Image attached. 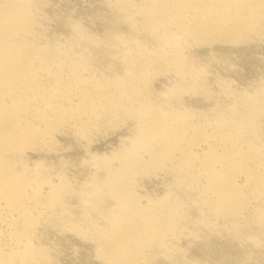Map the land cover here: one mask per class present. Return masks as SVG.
Returning <instances> with one entry per match:
<instances>
[{
  "label": "bare ground",
  "instance_id": "bare-ground-1",
  "mask_svg": "<svg viewBox=\"0 0 264 264\" xmlns=\"http://www.w3.org/2000/svg\"><path fill=\"white\" fill-rule=\"evenodd\" d=\"M39 1L0 0V231L8 227L14 241L11 250H0V264L53 261L47 246L45 250L37 245L35 238L46 218L45 210L63 207L67 186L46 177L39 169L42 162L30 168L25 161L27 152L40 147L56 150L57 136L68 124L80 138H90L93 131L99 132L101 115L119 112L134 117L135 130L122 139L121 150L112 158L92 155L91 166L102 168H97L90 182L93 201L89 207L101 212L102 219L93 230L80 229L85 238L98 242L95 252L102 264H144L155 257L154 251L170 252L172 238L177 240L183 231V204L178 199L146 198L138 192L141 177L151 170L187 175L209 213L226 223L241 229L264 224V90L236 94L231 106L226 103L228 108H216L211 116L181 108L173 98L147 99L136 80H148L152 58L146 47L135 45V37L116 35L112 39L123 47L127 77L110 80L88 75L85 56L67 57L68 51L63 52L66 58L51 60L47 46L38 43L42 36ZM111 5L134 29L142 28L171 45L173 26L199 43H237L264 35V0H151L147 7L133 0H111ZM76 34L84 42L95 40ZM161 61L183 83L181 89L202 90L204 79L184 50L167 53ZM172 93L169 97L175 96ZM253 198L261 205L255 211L251 210Z\"/></svg>",
  "mask_w": 264,
  "mask_h": 264
},
{
  "label": "rangeland",
  "instance_id": "rangeland-1",
  "mask_svg": "<svg viewBox=\"0 0 264 264\" xmlns=\"http://www.w3.org/2000/svg\"><path fill=\"white\" fill-rule=\"evenodd\" d=\"M133 1L140 7H147L151 0ZM39 4L37 9L39 8V11L42 10L39 19L40 33L42 32L40 35L42 36H40L38 43L44 48L47 46L48 50L46 48V51H50L48 57L50 58L51 56L49 55H52L51 60L66 58L65 53L68 51L67 57L72 55L85 56V58H82L89 67V74L86 71V75H99L98 77L101 79L110 80L118 79V76L119 78H125L127 70L125 68V53L122 46L112 43V39L116 35L135 37L137 39L134 41L135 45L146 47L147 49H143L148 54L150 53L149 56L152 58L149 69L150 74L147 80L149 83L147 81L144 82V80H138L139 82L136 80V86L138 85L137 87L142 90L143 97L149 96L147 99L152 98L161 102L160 98L162 97L173 98L174 102L177 100L176 103L181 108L192 111L194 109L195 112L201 113L202 116H211L217 110L216 108L226 109L231 106L241 92L245 91L253 94L260 91V89L264 90V35H253L250 37L251 39L247 37V39L245 38L237 43H199L200 41H191L182 30L173 26V29H170L173 30V34H169V39L172 40L171 45L166 43L167 41H163L161 37L150 36L142 28L134 29L127 17H122L121 13L111 7V0H40ZM134 16L139 18L138 14L137 16L134 14ZM174 28L179 32L177 30L176 32ZM77 31L79 34L83 33V35L86 34L85 36L94 37L96 43L95 40H93L94 42L87 40L88 42L85 41L86 44H83L85 42L78 39ZM182 36L185 37L182 38ZM174 44L177 48L174 47ZM179 50L182 52L184 50L185 56L190 61L192 60L191 62L204 79L202 90H200L201 92L198 91L199 93L197 91H189L188 88L181 89V87H185L182 86L183 83L179 82L175 72L166 69L163 61H161L167 53L168 55H173ZM179 84H181V87ZM225 89H229L235 95H230V92L228 94ZM172 90L176 94L173 97H171L172 95L169 97ZM164 93L168 94L164 95ZM229 102L232 103L230 104ZM101 116L99 118L101 125L99 132L93 131L90 138L81 136V139L77 131L69 127L70 124H68L65 125L67 131L64 128L63 132L61 131L57 136V142H59L56 150L58 152L56 150L52 151L49 147H42L43 149L40 147L37 150L27 152L28 154L25 157V161L30 168L31 166L35 167V163L42 162L41 165L45 170L42 166L39 169L46 177L49 175L48 178L53 179L57 183H63L64 181L67 186L65 184L66 188L63 186L67 191L65 192L67 193L64 198L65 202L62 204L63 207L60 204V206L55 207L56 210L54 208L53 210L52 208L45 210L44 217L46 218L44 220L48 221L46 223L44 220L41 222V225L45 224L42 225L43 227L41 225L38 227V233L35 238L37 245L41 247L47 246V250L45 247L44 249L47 252L50 251L49 253L53 256L52 264H102L103 262L97 252H95L98 242L94 243L95 240L88 237L85 238L80 232L82 227L93 230L97 224H101L100 219H102L100 217L101 212L92 210L89 207L93 201V197L89 195V185H91L90 182L97 170L102 168V166H91L94 165L92 164L93 161H91L92 155L112 158L113 154L119 153V149L122 148L123 144L122 139L130 137L134 133L136 121H134V117H129L130 115L127 116L124 112ZM151 171H149L150 175L147 174L141 177L136 187L138 192L146 198L162 199V197L167 196L172 201L178 199L181 204L178 201L175 202L180 205L183 204L181 210L183 211L182 215L184 214V220L182 219L184 228L177 240H175L176 237L172 238L170 252L154 251L152 255L155 257L152 256L153 258L151 257L150 261L146 260L144 264H264V227L261 226L264 224L262 222L253 223L251 226L243 227L244 229L237 227V224L232 222L226 223L222 218L209 213L204 201L197 194V189L193 188L196 187V184L193 180H188L189 177L187 175L177 172L170 173V171L165 172V170L161 169L160 171ZM180 176L184 177L182 178L184 182ZM68 191L71 192L69 193ZM257 201L256 198L251 200V204H253L251 205V210L260 209L261 205L258 203L260 201ZM105 205L109 206L110 202L105 203ZM262 207L261 209L264 210V205ZM202 209L205 210V214ZM106 210L107 208H105ZM203 221L206 222L204 223ZM3 227L4 229L0 231V234H2L0 235V250L9 251L13 248L14 241L10 235V229L6 226Z\"/></svg>",
  "mask_w": 264,
  "mask_h": 264
}]
</instances>
